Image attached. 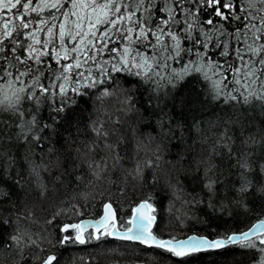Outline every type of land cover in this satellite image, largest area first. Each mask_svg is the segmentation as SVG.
Masks as SVG:
<instances>
[{
	"label": "snow or ice",
	"instance_id": "snow-or-ice-1",
	"mask_svg": "<svg viewBox=\"0 0 264 264\" xmlns=\"http://www.w3.org/2000/svg\"><path fill=\"white\" fill-rule=\"evenodd\" d=\"M36 189L65 193L39 231ZM105 237L111 264H264V0H0V255Z\"/></svg>",
	"mask_w": 264,
	"mask_h": 264
},
{
	"label": "trees",
	"instance_id": "trees-1",
	"mask_svg": "<svg viewBox=\"0 0 264 264\" xmlns=\"http://www.w3.org/2000/svg\"><path fill=\"white\" fill-rule=\"evenodd\" d=\"M106 103L110 109H115L118 107V102L115 99ZM166 159L168 158L166 157L165 160ZM161 164L163 165L164 161H162ZM105 187H107V185ZM39 192L40 190L36 189L32 195V199L35 203L34 216L28 221L32 228L36 231H39L43 227L45 212L52 211V205L55 203V201L63 200L65 194L63 189H60L59 192H49L48 196L39 194ZM77 192L82 195L89 196L88 206L86 207V215L90 214L93 217L97 215L99 213V204L95 199L91 198L90 190L81 185L79 189L69 190L67 194H76ZM144 194L145 193L137 192L134 196L131 191H128L122 195L118 188H111L105 191L104 196L105 198L110 196L113 201L120 202L122 207H126L133 200L142 198ZM193 230H195V226H193ZM103 239L111 241V243L103 244L89 242L87 246H61V264H82L81 257L87 256L88 253H91L94 257L93 264H111L112 259L118 257L124 249L121 246L117 252H108L105 249L116 248L119 240L111 237H105ZM0 264H5L4 260L2 259V255H0Z\"/></svg>",
	"mask_w": 264,
	"mask_h": 264
},
{
	"label": "water",
	"instance_id": "water-1",
	"mask_svg": "<svg viewBox=\"0 0 264 264\" xmlns=\"http://www.w3.org/2000/svg\"><path fill=\"white\" fill-rule=\"evenodd\" d=\"M111 238H115V237H111ZM116 239H118V238H116Z\"/></svg>",
	"mask_w": 264,
	"mask_h": 264
},
{
	"label": "bare ground",
	"instance_id": "bare-ground-1",
	"mask_svg": "<svg viewBox=\"0 0 264 264\" xmlns=\"http://www.w3.org/2000/svg\"><path fill=\"white\" fill-rule=\"evenodd\" d=\"M114 239H116V238H114Z\"/></svg>",
	"mask_w": 264,
	"mask_h": 264
}]
</instances>
